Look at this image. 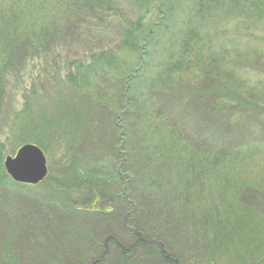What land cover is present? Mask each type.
Instances as JSON below:
<instances>
[{
	"label": "trees",
	"instance_id": "trees-1",
	"mask_svg": "<svg viewBox=\"0 0 264 264\" xmlns=\"http://www.w3.org/2000/svg\"><path fill=\"white\" fill-rule=\"evenodd\" d=\"M126 1L128 12L119 0L0 3V104L25 52L48 59L57 43L104 35L109 18L122 28L100 64L65 76L63 120L26 121L45 153L57 144L62 166L18 183L2 155L0 187L36 190L61 211L50 221L66 241L59 264H264V122L242 116L264 111V0H192L178 25L177 0ZM235 25L243 40L215 41ZM109 186L122 187L120 201L108 202Z\"/></svg>",
	"mask_w": 264,
	"mask_h": 264
},
{
	"label": "rangeland",
	"instance_id": "rangeland-1",
	"mask_svg": "<svg viewBox=\"0 0 264 264\" xmlns=\"http://www.w3.org/2000/svg\"><path fill=\"white\" fill-rule=\"evenodd\" d=\"M119 1L125 3H123V6L126 5L124 8L128 6L126 0ZM3 2L4 0H0L1 4ZM190 2L192 0H177V10L179 13L177 25L181 22L182 17L187 21V15L193 13ZM124 10L128 12L127 8ZM156 18L155 15L150 16L145 21V25H150ZM262 22H264V19ZM103 27L104 31H106L104 35L95 36L85 41H67L66 44H55V47L50 51L53 53L48 56V59L41 53L38 54V51L34 48H32L31 52L29 51V54L25 52L21 56L20 61L16 63L19 71L15 67V70H11L7 77V86L3 94L5 96L0 104V156L3 155L1 157L3 158V166L6 157L8 155L14 156L22 145L28 143L35 144V141L32 140L33 137L30 138L31 129H24V126L28 125L26 121L39 122L40 120L48 119V117L56 118L57 120L64 119L63 114H66V112L63 113L62 110L65 109V103L69 104L67 103V96L70 95L68 88L65 87V76L67 73L70 71H88L89 64L95 65L102 62L99 60V57H101L99 55L102 52L117 49L122 36V28L118 24V19L113 21V19L109 18L107 26L103 25ZM242 29L243 27L240 25L229 27L224 32L221 28L219 31L222 33L214 39L219 44H231L239 40L241 41V39L243 40V37H241L243 33L240 31ZM262 30L259 29L256 35H259ZM247 37L249 36L247 35ZM128 57L133 58V55L123 54L122 58L129 59ZM247 67L250 72L249 75H252L253 73L258 74L262 66L255 65L252 67L249 64ZM27 99L30 102L29 107L31 108L29 112L22 114L20 112L24 108V103ZM262 104L264 106V103ZM248 109L244 108L245 112L242 111V113L244 112L242 116L245 119L253 120L252 118H254V121L264 122V111L255 114L250 113L249 116L247 113ZM70 118L76 120V117L73 115ZM40 136H42L41 133ZM45 142L51 143L48 137L45 139ZM99 144L97 143L98 147ZM56 146L53 143L48 145L49 155H54L52 156L54 157L53 161L51 156L44 152L47 157L48 173L49 167L50 171H55L64 162L63 155L60 152L58 153V146ZM121 189L122 187L115 188L114 186H109L108 202L114 200V193L119 195L120 201L123 196ZM35 192L36 190L30 188L22 189L20 185L0 187V256L4 257L2 259L5 261V264H59L65 257V238L64 236L62 239L56 238L54 230H51H56V227L50 225V221L53 219L57 221L59 218H62L59 216L61 211L58 208H50L48 210L45 208L46 205L43 206L42 203L40 206L39 202L35 200ZM256 194V191L249 192V198L255 201ZM62 198L64 199V197ZM92 198L94 200V197ZM84 201H82L84 202L82 207L91 206V201ZM105 205L109 207L108 203ZM122 214L120 217H122ZM65 220L67 221L66 216L63 217L64 222L59 224L64 225L65 223L66 225ZM85 224H87V218L80 221L77 230L82 229V226ZM68 225L72 226L70 223ZM73 225L75 224L73 223ZM119 226V222L116 221V224L110 226L111 228L106 230V232L112 230L113 232L118 231ZM56 231L61 234L59 230ZM72 235L75 234L70 232L69 237Z\"/></svg>",
	"mask_w": 264,
	"mask_h": 264
},
{
	"label": "water",
	"instance_id": "water-1",
	"mask_svg": "<svg viewBox=\"0 0 264 264\" xmlns=\"http://www.w3.org/2000/svg\"><path fill=\"white\" fill-rule=\"evenodd\" d=\"M4 166L7 174L18 183L37 184L48 174L47 157L37 145H22L14 156L8 155Z\"/></svg>",
	"mask_w": 264,
	"mask_h": 264
}]
</instances>
